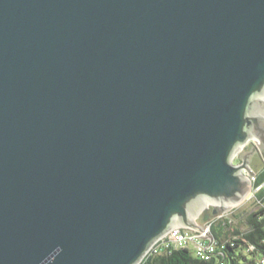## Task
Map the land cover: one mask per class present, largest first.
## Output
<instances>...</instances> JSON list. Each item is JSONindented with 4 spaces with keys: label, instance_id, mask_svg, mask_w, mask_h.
Instances as JSON below:
<instances>
[{
    "label": "water",
    "instance_id": "95a60500",
    "mask_svg": "<svg viewBox=\"0 0 264 264\" xmlns=\"http://www.w3.org/2000/svg\"><path fill=\"white\" fill-rule=\"evenodd\" d=\"M251 141L264 0H0V264H140L244 200Z\"/></svg>",
    "mask_w": 264,
    "mask_h": 264
},
{
    "label": "trees",
    "instance_id": "16d2710c",
    "mask_svg": "<svg viewBox=\"0 0 264 264\" xmlns=\"http://www.w3.org/2000/svg\"><path fill=\"white\" fill-rule=\"evenodd\" d=\"M256 201L262 207L259 206L258 211L247 215L245 233L235 231L232 233L234 238L228 240L224 233L228 221H223L219 227L214 224L211 226L210 233L216 243V253L209 261L198 259L187 249H172L149 256L140 264H261L264 256V203L262 198H256Z\"/></svg>",
    "mask_w": 264,
    "mask_h": 264
},
{
    "label": "built area",
    "instance_id": "2783aa9c",
    "mask_svg": "<svg viewBox=\"0 0 264 264\" xmlns=\"http://www.w3.org/2000/svg\"><path fill=\"white\" fill-rule=\"evenodd\" d=\"M256 178L253 175L249 178V184L253 185ZM262 189L261 186H255L250 189L249 194L253 196ZM212 222H205L198 231L186 229L182 227L172 229L168 234L156 241L151 248L146 252L145 258L154 256L161 251H170L172 249H187L190 250L195 257L203 261H209L216 253V243L211 236ZM252 249V247H250ZM261 264H264V256L262 257Z\"/></svg>",
    "mask_w": 264,
    "mask_h": 264
},
{
    "label": "rangeland",
    "instance_id": "374dc122",
    "mask_svg": "<svg viewBox=\"0 0 264 264\" xmlns=\"http://www.w3.org/2000/svg\"><path fill=\"white\" fill-rule=\"evenodd\" d=\"M252 200H253V196H251L248 193L247 196L244 198V200H242L236 206L223 212L220 218L214 217L209 221L212 222L215 227L217 226L219 227L223 225V221H228L229 224L227 228L224 229L225 230L224 233L227 234L228 240L230 238H234V236H232V233H234L235 231H238L240 233H245L246 232L245 219L247 215L250 214L251 212L258 211L256 208V204ZM244 255L246 254L244 253Z\"/></svg>",
    "mask_w": 264,
    "mask_h": 264
},
{
    "label": "crops",
    "instance_id": "0c3cea01",
    "mask_svg": "<svg viewBox=\"0 0 264 264\" xmlns=\"http://www.w3.org/2000/svg\"><path fill=\"white\" fill-rule=\"evenodd\" d=\"M250 145L255 149L260 161L262 162L263 166L259 168V170L257 172H255L254 176L256 178V182L253 184V185H250L249 184V189H253L255 186H261L262 189L253 195V202L256 204V208H258L259 206L262 207V204L261 205H258L257 204V201H256V198H259V199H263V203H264V160L257 148V146L255 145V143L253 141L249 142ZM258 205V206H257Z\"/></svg>",
    "mask_w": 264,
    "mask_h": 264
}]
</instances>
